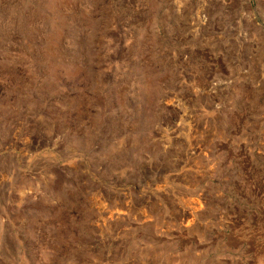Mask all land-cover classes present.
<instances>
[{"label": "rangeland", "instance_id": "374dc122", "mask_svg": "<svg viewBox=\"0 0 264 264\" xmlns=\"http://www.w3.org/2000/svg\"><path fill=\"white\" fill-rule=\"evenodd\" d=\"M0 264H264V0H0Z\"/></svg>", "mask_w": 264, "mask_h": 264}, {"label": "bare ground", "instance_id": "6f19581e", "mask_svg": "<svg viewBox=\"0 0 264 264\" xmlns=\"http://www.w3.org/2000/svg\"><path fill=\"white\" fill-rule=\"evenodd\" d=\"M221 84V83H220Z\"/></svg>", "mask_w": 264, "mask_h": 264}]
</instances>
